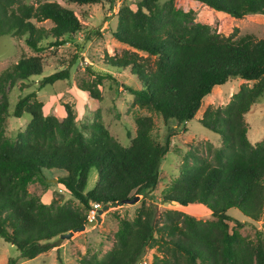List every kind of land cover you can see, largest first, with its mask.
I'll list each match as a JSON object with an SVG mask.
<instances>
[{"label": "trees", "instance_id": "obj_1", "mask_svg": "<svg viewBox=\"0 0 264 264\" xmlns=\"http://www.w3.org/2000/svg\"><path fill=\"white\" fill-rule=\"evenodd\" d=\"M98 4L112 0H67ZM220 11L213 24L195 18V8ZM264 15V0H137L136 9L123 5L117 13L113 37L136 51L110 57L112 68L136 76L138 88H124L141 108L155 111L163 120L186 123L195 118L202 100L214 86L231 77L245 80L223 108L207 107L199 119L220 136L212 159L189 151L178 177L164 190L162 199L180 206H206L214 220L196 219L181 211H160L144 200L132 218L114 212L118 226L114 244L103 256H81V264H138L146 251L158 245L172 254L154 255L150 264H264V237L242 235V221L227 214L236 208L249 220H259L264 206V139L247 137L244 115L264 94V37L236 36L235 21ZM51 20L45 28L37 22ZM83 25L70 8L55 0L36 6L24 0H0V36L17 43L25 38L34 55H22L0 72V237L14 245L20 256L36 258L53 248L58 238L85 226L92 203L109 208L152 192L159 180V166L168 151L169 138L161 144L153 138L151 116L135 118V135L128 146L114 139L99 113L89 124L78 125L67 102L64 116L44 114L35 92L16 101L12 115H30L14 139L6 135L10 113L9 91L20 81L40 75V52L65 43L63 36L81 32ZM89 39V32L85 35ZM96 79L79 87L92 99H100L97 85L111 78L97 72ZM69 77L67 69L53 72L41 86ZM249 83V84H247ZM96 180L88 189L90 170ZM60 173L70 203H44L28 191V185L45 181L43 171ZM230 222L233 223L230 226ZM6 264H16L9 259Z\"/></svg>", "mask_w": 264, "mask_h": 264}, {"label": "rangeland", "instance_id": "obj_2", "mask_svg": "<svg viewBox=\"0 0 264 264\" xmlns=\"http://www.w3.org/2000/svg\"><path fill=\"white\" fill-rule=\"evenodd\" d=\"M24 1L36 6L46 0ZM55 1L74 11L82 23L83 29L73 37L63 36L66 41L58 48H48L40 52L39 55L43 61L42 73L23 81L24 85H21L19 81L10 89L8 95L10 115L6 122V135L14 139L18 132L25 129L30 115L24 113L21 117H14L12 111L20 96L35 92L37 99L43 103L45 115L64 116L63 102L71 104L78 125L89 124L94 115L99 113L110 135L123 146H128L131 138L135 135V118L151 116L153 120L151 134L161 144L165 143L168 136V151L159 166L158 183L150 194L145 197L136 195L134 199L122 205L103 211L99 222L67 233L61 238L60 243L54 241L52 249L33 259L21 257L19 250L14 245L5 242L0 237V264H6L10 258L16 259V264H81V256H88L93 252L103 256L114 244L113 234L118 226L114 212L132 218L142 200L146 204L151 201L155 202L161 212L176 210L196 219L214 220L210 210L204 205L180 206L166 202L162 197L164 190L178 177L179 168L189 151L212 159L214 149L221 144L220 136L205 128L199 119L207 107L223 108L245 80L231 77L226 84L214 86L210 94L202 100L201 107L192 120L186 123H178L173 119L165 121L157 112L135 104L133 95L124 89L139 87L135 75L130 74L127 70L112 68L107 64L110 57L119 56L123 52H137L140 56H147L144 52L136 51L132 47L118 42L112 35L117 24L119 8L128 5L135 10L137 0H112V2L103 1L98 4L81 5L70 3L67 0ZM174 1L177 2V0ZM194 14L196 19L205 20L211 24L223 18V13L220 11H207L199 7L195 8ZM37 25L49 28L52 26V22L47 19L37 22ZM234 25L238 27L236 36L249 34L258 39L264 37L263 14H255L253 17L235 21ZM87 32H89V39L84 36ZM22 53L26 56L34 55V52L26 45L24 37L16 43L11 35L0 36V72L16 63ZM63 69H67L69 72L67 79L41 86L43 77ZM97 72H109L114 79L108 77L102 79L101 84L97 85L100 99H92L79 86L83 82H91L96 79ZM244 119L250 142L262 141L264 139V94L259 101L251 106L244 115ZM43 174L47 178L45 181L37 180L28 185V191L31 194L47 204L52 202L70 203L72 206L77 204L64 191V187L57 183L60 173L46 170L43 171ZM95 180L96 170L92 168L88 177V189L93 187ZM227 214L235 220L244 222L240 229L242 235L254 238L255 229H260L264 237V206L262 217L256 221L249 220L234 207L229 208ZM232 225L233 223L230 222V226ZM154 255H165L172 259L169 250L156 245L146 251L141 263L138 264H144L143 261L150 264Z\"/></svg>", "mask_w": 264, "mask_h": 264}, {"label": "built area", "instance_id": "obj_3", "mask_svg": "<svg viewBox=\"0 0 264 264\" xmlns=\"http://www.w3.org/2000/svg\"><path fill=\"white\" fill-rule=\"evenodd\" d=\"M102 207V204L98 203V202H94L91 204L88 213H87V219L88 221H95L97 219V215H98V209H100ZM141 263V261L139 262ZM144 264H146L145 261H143Z\"/></svg>", "mask_w": 264, "mask_h": 264}, {"label": "water", "instance_id": "obj_4", "mask_svg": "<svg viewBox=\"0 0 264 264\" xmlns=\"http://www.w3.org/2000/svg\"><path fill=\"white\" fill-rule=\"evenodd\" d=\"M109 209V206L108 205H102V207L100 209H98V215H97V219L95 221H87L86 225H94L96 224L97 222H99L101 220V214L103 213V211ZM80 228H84V226L80 227ZM79 228V229H80ZM64 236V235H63ZM62 236V237H63ZM61 237V238H62ZM61 238H58L55 242L56 243H60L61 242Z\"/></svg>", "mask_w": 264, "mask_h": 264}]
</instances>
